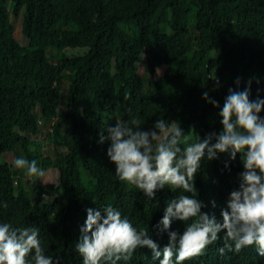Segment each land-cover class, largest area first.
Masks as SVG:
<instances>
[{"label": "trees", "instance_id": "1", "mask_svg": "<svg viewBox=\"0 0 264 264\" xmlns=\"http://www.w3.org/2000/svg\"><path fill=\"white\" fill-rule=\"evenodd\" d=\"M16 18L27 44L16 37ZM250 79V99H264V0H0V157L13 153L60 173L58 183L43 184L0 159V223L38 228L45 255L60 264H83L75 243L88 208L111 205L161 240L182 232L191 221L173 220L163 233L153 227L182 190L165 187L149 200L121 182L99 134L114 126L109 116L135 117L142 130L165 119L180 123L190 142L203 139L222 130L229 88L243 90ZM218 155L201 161L195 186L202 211L222 222L243 165L237 154L225 168L228 154ZM219 235L200 261L231 264ZM260 256L246 264H264Z\"/></svg>", "mask_w": 264, "mask_h": 264}, {"label": "clouds", "instance_id": "2", "mask_svg": "<svg viewBox=\"0 0 264 264\" xmlns=\"http://www.w3.org/2000/svg\"><path fill=\"white\" fill-rule=\"evenodd\" d=\"M214 81L218 87L219 78L215 76ZM235 84L238 89L240 77ZM250 94L251 79L243 90L229 88L218 113L222 130L194 142L180 123L165 119H157L152 129L142 130L138 118L125 121L117 117L114 126L106 127L107 135L105 129L101 130L99 142L110 141L107 156L121 182L135 186L149 200H155L157 191L165 187L182 190L167 203L163 217L153 227L163 233L173 220L191 223L182 232L169 231L161 240L147 229L138 230L129 221L132 216L122 217L111 205L88 208L75 243L83 264H147L149 255L151 264H208L197 257L221 238L222 231L224 246L219 252L224 254L227 249L225 260H231V264H246L253 254L264 258V117L260 115L264 99L252 100ZM203 98L220 107L207 92ZM220 153L228 154L225 168L237 154L243 165L238 187L228 194L221 210L222 222L202 211L205 205L198 199L195 186L201 161L219 159ZM13 167L26 170L30 179L45 175L36 160L19 157ZM212 204L216 206L215 201ZM38 237L36 227L0 223V264H60L59 258L45 255ZM253 245L257 250L251 253L249 247Z\"/></svg>", "mask_w": 264, "mask_h": 264}, {"label": "rangeland", "instance_id": "3", "mask_svg": "<svg viewBox=\"0 0 264 264\" xmlns=\"http://www.w3.org/2000/svg\"><path fill=\"white\" fill-rule=\"evenodd\" d=\"M15 23H16V37L17 39L20 41V43L22 44H27L28 43V39L23 36L22 32H21V19L20 18H16L15 19ZM162 70H159L157 75L161 74ZM67 109L66 106V101L65 100H61L60 104H59V111L60 112H65ZM108 121L110 123H113L115 121V118H113L112 116L108 117ZM0 159H7L8 161H13L14 160V155L13 153H8L6 155H3V157H0ZM45 175L43 177H41V181L43 184H50V183H58L59 182V178H60V173L57 169H53L47 172H44Z\"/></svg>", "mask_w": 264, "mask_h": 264}]
</instances>
